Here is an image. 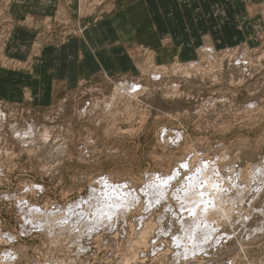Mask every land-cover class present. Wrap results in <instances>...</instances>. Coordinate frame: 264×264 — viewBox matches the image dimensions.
I'll use <instances>...</instances> for the list:
<instances>
[{"label":"rangeland","instance_id":"obj_1","mask_svg":"<svg viewBox=\"0 0 264 264\" xmlns=\"http://www.w3.org/2000/svg\"><path fill=\"white\" fill-rule=\"evenodd\" d=\"M114 1L64 0L72 12L31 16L34 44L76 36ZM185 1L191 58L160 64L137 46L133 74L81 82L47 106L0 99V264H264V0ZM1 25L0 67L28 69L7 64L13 28ZM122 81L140 87L128 93ZM206 161L223 176L224 200L213 238L187 257L174 238L188 210L173 191ZM176 170L169 198L147 202V183ZM106 178L136 190L138 205L89 229L76 216L91 212L70 205Z\"/></svg>","mask_w":264,"mask_h":264},{"label":"crops","instance_id":"obj_2","mask_svg":"<svg viewBox=\"0 0 264 264\" xmlns=\"http://www.w3.org/2000/svg\"><path fill=\"white\" fill-rule=\"evenodd\" d=\"M4 2L0 0V16L8 15L0 25L13 29L2 54L7 64L28 63L29 68L0 67V99L28 98L32 104L47 106L81 82L133 74L137 46L146 47L160 64L193 54L190 7L185 0H115L104 16L82 22L86 27L76 36L59 43L37 39L35 44V26L27 22L31 16L39 23L61 9L73 10L65 9L64 0H6L5 6ZM205 13L196 8L194 18L199 22L197 14L203 20ZM35 45L39 49L33 53Z\"/></svg>","mask_w":264,"mask_h":264},{"label":"bare ground","instance_id":"obj_3","mask_svg":"<svg viewBox=\"0 0 264 264\" xmlns=\"http://www.w3.org/2000/svg\"><path fill=\"white\" fill-rule=\"evenodd\" d=\"M201 47H203V46H201ZM125 80L127 81L130 79H125ZM128 82H130L129 85H123L124 82L122 81L120 83L121 88L128 93L137 92V90L140 87L138 85L139 82H137V83L134 81H128ZM176 134L178 135V132ZM209 162H207V161L206 162H200L199 166L195 169V171L192 172L187 178H185V180L182 181L181 186L178 187L174 191H173L174 186L172 184H173L175 178L177 177V175L179 174L178 170H176V172H174L170 176H163V175L156 176L155 179H152L151 181H149L147 183L146 188H145L146 201L149 202L150 204H153V202L156 203V201H159V200H162L165 198L168 199L170 193L173 191V195L178 200H180L182 207L187 208L188 211L186 210L187 211L186 219L182 220L179 223L181 226V230H182L181 235L183 234V236L178 235V236H175V238H174L175 241H177V242H181V240L183 238L186 241V243L184 244L185 245V249L183 251L184 255L187 252L193 253L191 251L194 248L202 247L203 243L208 242L207 240H209L210 238H213L211 236H214V230L215 229L211 225V222H212V219L216 215L215 214L216 211L218 212L220 210L219 206L222 204V202L224 200L222 196L224 195L226 187H225V184L220 183L221 181H223V176L220 173V170L217 169V167H215L214 163L210 164L211 162L210 163ZM185 166H189V165L184 164V167ZM255 168L257 170H259L260 173L263 169V168L261 169L260 166H259V168L258 167H255ZM230 179H232V178H230ZM100 183H102V184L98 188L97 187L92 188L90 193L87 196L82 197L79 202L73 203L70 205V210L76 209V210L80 211L81 213L91 212V215L86 214L87 217L85 216L84 218L82 217V215L76 216V218L79 221L82 220L81 224L83 226L89 228V229L96 227V225H102V224H107V223L109 224L111 222L115 223V221H117L120 217L124 218V214L130 208H132L133 207L132 205H135L139 199V194L136 192V190H134V189L132 190L130 187H128V184L126 182L125 183H114L111 180L103 179L100 181ZM233 183H234V181H233ZM226 185H228V184L226 183ZM234 186H236V185H234ZM176 198H174V199H176ZM163 201H165V200H163ZM159 202H161V201H159ZM159 202H158V204H159ZM81 204H82V206L80 208L76 207V206H80ZM136 205H138V203ZM178 207H180V206H178ZM79 209H81V210H79ZM167 209H168V207H167ZM180 209H182V208H180ZM35 210L36 209H32L31 213H33V212L35 213ZM147 210H149V209H147ZM222 212H223V210H222ZM180 214H182V213H180ZM45 218H46L47 224H49V225H51L52 219H54L53 221H56V219L54 217L50 218L51 220H49V221H51V222H48L47 217H45ZM146 223L147 222H144L143 224L147 225ZM143 227H145V226H143ZM139 233H137V234L138 235L142 234L144 236V234H146L147 231H146V229H144V230H142L141 234H139ZM205 244H207V243H205ZM185 256H187V255H185ZM187 257H191V256H187Z\"/></svg>","mask_w":264,"mask_h":264}]
</instances>
